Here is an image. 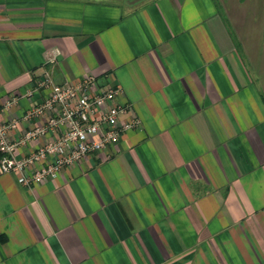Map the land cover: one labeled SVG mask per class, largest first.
Wrapping results in <instances>:
<instances>
[{
  "label": "crops",
  "instance_id": "0c3cea01",
  "mask_svg": "<svg viewBox=\"0 0 264 264\" xmlns=\"http://www.w3.org/2000/svg\"><path fill=\"white\" fill-rule=\"evenodd\" d=\"M87 73L138 126L37 184L0 169V264H264V0H0V101Z\"/></svg>",
  "mask_w": 264,
  "mask_h": 264
},
{
  "label": "built area",
  "instance_id": "2783aa9c",
  "mask_svg": "<svg viewBox=\"0 0 264 264\" xmlns=\"http://www.w3.org/2000/svg\"><path fill=\"white\" fill-rule=\"evenodd\" d=\"M95 77L87 73L71 82H54L45 75L23 94H11L0 101V115L20 97L45 94L21 116L29 123L17 137L11 134L17 119L0 118V169L11 173L22 185L56 178L65 165L79 163L86 155L114 145L122 133L137 127L130 115L119 114L127 105L119 101L118 84L93 86ZM21 148L27 149L25 153Z\"/></svg>",
  "mask_w": 264,
  "mask_h": 264
}]
</instances>
